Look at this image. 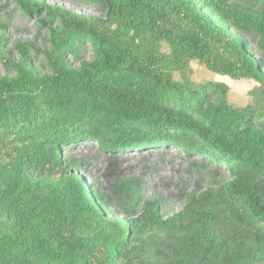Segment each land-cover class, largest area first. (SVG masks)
I'll return each instance as SVG.
<instances>
[{
	"label": "trees",
	"instance_id": "trees-1",
	"mask_svg": "<svg viewBox=\"0 0 264 264\" xmlns=\"http://www.w3.org/2000/svg\"><path fill=\"white\" fill-rule=\"evenodd\" d=\"M17 1L25 16L45 10V21L57 19L61 28L52 33L48 75L35 70L24 49L20 62L8 61L0 36V60L16 72L0 76V264H121L132 232L141 228L181 232L185 264L264 262V71L245 44L205 13L251 29L264 53V7L93 0L108 11L100 20ZM140 25L166 40L172 54L130 46L127 30ZM84 41L95 58L72 68L66 54L76 55ZM192 61L216 75L258 83L253 104L237 110L227 84L190 81ZM93 140L119 152L174 146L226 166L230 179L170 219L149 206L135 221L101 215L108 201L99 194L78 199L65 184L28 179L31 167L53 165L62 149Z\"/></svg>",
	"mask_w": 264,
	"mask_h": 264
},
{
	"label": "rangeland",
	"instance_id": "rangeland-1",
	"mask_svg": "<svg viewBox=\"0 0 264 264\" xmlns=\"http://www.w3.org/2000/svg\"><path fill=\"white\" fill-rule=\"evenodd\" d=\"M30 1L45 3L88 19L108 18L107 9L93 0ZM191 1L201 3L200 0ZM227 1L255 9L264 7L263 0ZM205 13L211 23L245 44L264 71V53L259 49V37L255 32L236 23H227L209 11ZM46 19L45 10L37 17H27L17 0H0V36L8 61L20 62V51L24 49L40 75L50 73L47 60L51 51L50 41L53 31L60 29L61 24L57 19ZM127 32L130 46L141 52L156 49L163 55L172 54L170 44L153 36L144 25L131 27ZM77 47L76 55L70 52L66 54L72 68H79L83 61L92 62L95 58L90 43L84 41L78 43ZM0 76L13 77L16 72L0 60ZM188 78L195 84H227L230 87L229 104L237 110L253 104L251 92L258 87V83L250 79H222L196 61L189 65ZM174 79L182 81L180 72L174 73ZM61 153V158L53 165L36 169L31 167L27 171L28 179L49 186L65 184L78 199L92 201V192L105 197L108 204L104 208L100 206L98 211L110 221L138 220L149 206H155L157 215L163 220L170 219L183 211L192 198L210 189H218L230 179L226 166L174 146H145L119 152L105 149L101 142L93 140L73 144L62 149ZM131 237L126 258L120 259L121 264H185L181 258L185 246L181 232L141 228L138 232H132Z\"/></svg>",
	"mask_w": 264,
	"mask_h": 264
},
{
	"label": "crops",
	"instance_id": "crops-1",
	"mask_svg": "<svg viewBox=\"0 0 264 264\" xmlns=\"http://www.w3.org/2000/svg\"><path fill=\"white\" fill-rule=\"evenodd\" d=\"M220 78H222V79H225V77H224V76H220Z\"/></svg>",
	"mask_w": 264,
	"mask_h": 264
}]
</instances>
